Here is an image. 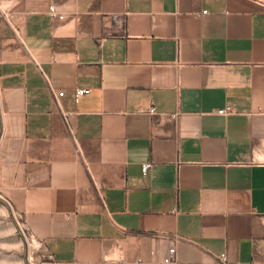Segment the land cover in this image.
<instances>
[{
  "label": "crops",
  "instance_id": "crops-1",
  "mask_svg": "<svg viewBox=\"0 0 264 264\" xmlns=\"http://www.w3.org/2000/svg\"><path fill=\"white\" fill-rule=\"evenodd\" d=\"M0 103L51 264H264V0H0Z\"/></svg>",
  "mask_w": 264,
  "mask_h": 264
},
{
  "label": "rangeland",
  "instance_id": "rangeland-1",
  "mask_svg": "<svg viewBox=\"0 0 264 264\" xmlns=\"http://www.w3.org/2000/svg\"><path fill=\"white\" fill-rule=\"evenodd\" d=\"M1 116L0 103V137ZM49 254L28 231L21 215L0 197V264H51Z\"/></svg>",
  "mask_w": 264,
  "mask_h": 264
},
{
  "label": "built area",
  "instance_id": "built-area-1",
  "mask_svg": "<svg viewBox=\"0 0 264 264\" xmlns=\"http://www.w3.org/2000/svg\"><path fill=\"white\" fill-rule=\"evenodd\" d=\"M51 13L53 16L59 17L61 20H65L66 16L63 13H60L57 11V8L55 5L51 6ZM91 91L90 90H86V89H77L76 90V102H78L80 100L81 97L90 94ZM66 94L65 92H58V93H54V97L57 101V103L59 104V101L62 97H64ZM217 114L222 115V116H228V115H232L234 114V109L231 107H227L224 109H220L217 111ZM65 117H68V114H64ZM153 167V164H145L143 167V172L146 175ZM170 256L168 258L165 259V263H172L174 262V258L176 256V249L172 248L169 252ZM49 257L51 259H53V256L51 254H49ZM219 261L222 264H228V260H227V256L226 254H222L219 256Z\"/></svg>",
  "mask_w": 264,
  "mask_h": 264
}]
</instances>
